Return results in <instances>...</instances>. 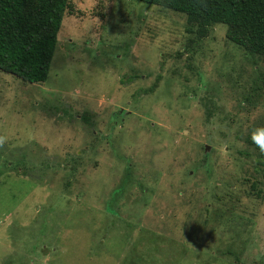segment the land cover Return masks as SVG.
Returning <instances> with one entry per match:
<instances>
[{"label":"rangeland","instance_id":"374dc122","mask_svg":"<svg viewBox=\"0 0 264 264\" xmlns=\"http://www.w3.org/2000/svg\"><path fill=\"white\" fill-rule=\"evenodd\" d=\"M195 28L69 0L46 80L0 70V264H264V59Z\"/></svg>","mask_w":264,"mask_h":264},{"label":"trees","instance_id":"16d2710c","mask_svg":"<svg viewBox=\"0 0 264 264\" xmlns=\"http://www.w3.org/2000/svg\"><path fill=\"white\" fill-rule=\"evenodd\" d=\"M183 13L198 37L225 24L227 38L264 59V0H137ZM69 0H0V70L46 80ZM192 28H188V30ZM264 182V170H263Z\"/></svg>","mask_w":264,"mask_h":264},{"label":"clouds","instance_id":"9594fccd","mask_svg":"<svg viewBox=\"0 0 264 264\" xmlns=\"http://www.w3.org/2000/svg\"><path fill=\"white\" fill-rule=\"evenodd\" d=\"M252 142L258 147L261 153H264V126H258L251 133ZM3 143V138H0V144Z\"/></svg>","mask_w":264,"mask_h":264}]
</instances>
